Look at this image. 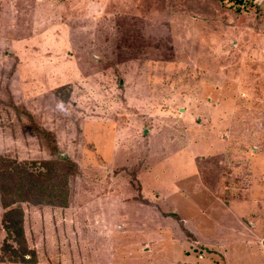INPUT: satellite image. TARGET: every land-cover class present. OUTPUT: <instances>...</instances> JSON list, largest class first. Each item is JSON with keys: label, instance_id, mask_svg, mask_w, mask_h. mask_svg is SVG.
Listing matches in <instances>:
<instances>
[{"label": "rangeland", "instance_id": "rangeland-1", "mask_svg": "<svg viewBox=\"0 0 264 264\" xmlns=\"http://www.w3.org/2000/svg\"><path fill=\"white\" fill-rule=\"evenodd\" d=\"M236 6L0 0V157H53L39 128L78 168L21 203L34 264H264V0Z\"/></svg>", "mask_w": 264, "mask_h": 264}, {"label": "trees", "instance_id": "trees-1", "mask_svg": "<svg viewBox=\"0 0 264 264\" xmlns=\"http://www.w3.org/2000/svg\"><path fill=\"white\" fill-rule=\"evenodd\" d=\"M242 1L232 0V3L238 9ZM35 131L50 139L53 157L41 160L32 171L23 164L15 165L0 157L1 227L5 232L1 247L8 252L11 258L8 260L22 264H34L36 261L35 251L26 246L24 239L21 203L66 206L68 181L78 171L77 164L69 156L57 153L53 136L48 131L39 128H35Z\"/></svg>", "mask_w": 264, "mask_h": 264}]
</instances>
